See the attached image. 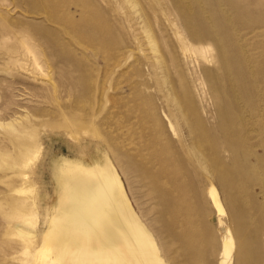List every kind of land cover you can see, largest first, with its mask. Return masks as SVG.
Segmentation results:
<instances>
[{
	"label": "rangeland",
	"instance_id": "1",
	"mask_svg": "<svg viewBox=\"0 0 264 264\" xmlns=\"http://www.w3.org/2000/svg\"><path fill=\"white\" fill-rule=\"evenodd\" d=\"M66 161L115 171L163 264H221L220 217L264 264V0H0V264H63Z\"/></svg>",
	"mask_w": 264,
	"mask_h": 264
},
{
	"label": "bare ground",
	"instance_id": "2",
	"mask_svg": "<svg viewBox=\"0 0 264 264\" xmlns=\"http://www.w3.org/2000/svg\"><path fill=\"white\" fill-rule=\"evenodd\" d=\"M61 173V195L49 207L48 229L43 236L46 242L51 236V243H46L50 250L45 251L50 260L63 264H118L117 258L124 256L126 264H141L140 259L144 264H163L157 246L127 203L130 200L124 190L127 202L118 201L121 194L117 196L116 192L122 190V182L113 169L106 165L89 171L66 161ZM210 192L219 214L227 215L218 191L212 187ZM219 223L224 259L221 264H229L237 240L221 217Z\"/></svg>",
	"mask_w": 264,
	"mask_h": 264
}]
</instances>
